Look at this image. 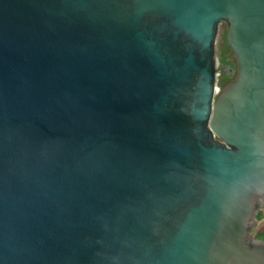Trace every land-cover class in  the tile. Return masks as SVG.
I'll use <instances>...</instances> for the list:
<instances>
[{
	"label": "water",
	"instance_id": "95a60500",
	"mask_svg": "<svg viewBox=\"0 0 264 264\" xmlns=\"http://www.w3.org/2000/svg\"><path fill=\"white\" fill-rule=\"evenodd\" d=\"M262 209L264 0H0V264H264Z\"/></svg>",
	"mask_w": 264,
	"mask_h": 264
},
{
	"label": "flooded vegetation",
	"instance_id": "af4514ba",
	"mask_svg": "<svg viewBox=\"0 0 264 264\" xmlns=\"http://www.w3.org/2000/svg\"><path fill=\"white\" fill-rule=\"evenodd\" d=\"M223 25H225V24H223ZM216 57L218 60L217 69L219 71V76L222 80H226V82H224L222 84V86L224 88L225 86L230 84L236 77V74H237L236 59H235L232 51L229 49V47H228V50L224 53V55L222 57L223 60H221L217 54H216ZM257 218H258V221H264V209L259 211ZM257 228L253 231L254 237L256 239H258L264 233V230L258 231L256 233Z\"/></svg>",
	"mask_w": 264,
	"mask_h": 264
},
{
	"label": "trees",
	"instance_id": "16d2710c",
	"mask_svg": "<svg viewBox=\"0 0 264 264\" xmlns=\"http://www.w3.org/2000/svg\"><path fill=\"white\" fill-rule=\"evenodd\" d=\"M217 44H216V54L220 57L221 60H223L224 53L228 50V47L226 45V29L222 32L219 38H217ZM226 82V80H222L219 77V86L223 88L222 84ZM262 241H264V233L258 238Z\"/></svg>",
	"mask_w": 264,
	"mask_h": 264
},
{
	"label": "rangeland",
	"instance_id": "374dc122",
	"mask_svg": "<svg viewBox=\"0 0 264 264\" xmlns=\"http://www.w3.org/2000/svg\"><path fill=\"white\" fill-rule=\"evenodd\" d=\"M224 29H226V25H221L220 27V31H219V35H218V38L220 37V35L222 34V32L224 31ZM218 43V42H217ZM220 77V76H219ZM261 230H264V221H259V226L257 228V231H261Z\"/></svg>",
	"mask_w": 264,
	"mask_h": 264
}]
</instances>
